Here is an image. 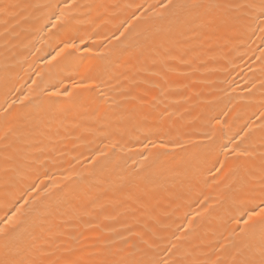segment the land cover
<instances>
[{
  "label": "bare ground",
  "instance_id": "obj_1",
  "mask_svg": "<svg viewBox=\"0 0 264 264\" xmlns=\"http://www.w3.org/2000/svg\"><path fill=\"white\" fill-rule=\"evenodd\" d=\"M192 2L0 0V264L258 253L264 15Z\"/></svg>",
  "mask_w": 264,
  "mask_h": 264
},
{
  "label": "snow or ice",
  "instance_id": "obj_2",
  "mask_svg": "<svg viewBox=\"0 0 264 264\" xmlns=\"http://www.w3.org/2000/svg\"><path fill=\"white\" fill-rule=\"evenodd\" d=\"M171 0H169V4L165 5V7L170 6ZM250 7H257L255 4L249 5ZM181 8H197L200 7L199 4L195 3V0H193L192 3L189 4H181L179 5ZM260 14L264 15V0H260V3L258 5ZM77 45L73 43H68L66 42L64 44V47L60 49V51L57 53V55H60L61 53L65 52V50H70V49H76ZM82 87L84 85H81ZM163 147V145H161ZM223 172V167L220 169H217V173ZM229 182L233 180H239L241 179L238 172L236 170H233V172L227 177ZM245 225H250L252 230L259 229L261 233V244L257 252H253L251 255L246 256L245 258L239 260L238 262H234V264H264V206L261 207L259 212L252 211L251 213L248 214V219L244 221ZM5 229L0 228V234H4ZM258 255V259L256 256ZM3 264H8V262H3ZM126 264H136L134 261H128Z\"/></svg>",
  "mask_w": 264,
  "mask_h": 264
}]
</instances>
